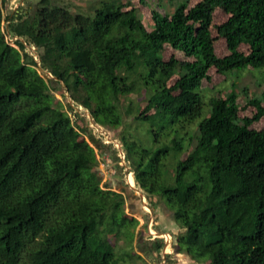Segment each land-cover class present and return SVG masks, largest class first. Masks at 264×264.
I'll list each match as a JSON object with an SVG mask.
<instances>
[{
	"label": "trees",
	"instance_id": "16d2710c",
	"mask_svg": "<svg viewBox=\"0 0 264 264\" xmlns=\"http://www.w3.org/2000/svg\"><path fill=\"white\" fill-rule=\"evenodd\" d=\"M7 1L0 0V264L141 260L138 221L126 215L122 193L101 186L98 152L110 147L70 119L53 84L95 125L120 131L137 187L180 229L174 253L192 264H264V128H251L264 117L262 100L252 98L255 114L241 118L234 91L206 102L201 90L211 68L225 77L261 70L264 86V0L191 8L184 0L171 16L151 11L149 28L131 1L100 0L85 14L39 0L9 15L3 30ZM217 10L228 18L215 26ZM7 35L17 37L13 46ZM219 39L229 53L222 58ZM167 48L192 61L165 60ZM133 95L146 105H134Z\"/></svg>",
	"mask_w": 264,
	"mask_h": 264
},
{
	"label": "rangeland",
	"instance_id": "374dc122",
	"mask_svg": "<svg viewBox=\"0 0 264 264\" xmlns=\"http://www.w3.org/2000/svg\"><path fill=\"white\" fill-rule=\"evenodd\" d=\"M39 0H8L2 6L3 22L2 28L5 30L6 18L14 13L17 9H28L30 6H34ZM56 1L60 6H66L70 10L81 13L92 12L97 6L100 0H53ZM124 3L131 1L133 7L138 11L141 22L148 27L151 11L156 10L162 15L171 16L175 6L183 2L184 0H144L145 3H141L139 0H122ZM188 7H193L200 0H186ZM228 16L222 11L217 10L214 13L213 25H220L227 20ZM215 35V30L213 32ZM6 40L10 45L13 46L14 38L6 36ZM215 54L217 57L222 58L228 55L224 40L219 39L215 42ZM239 51L247 53L248 49L246 46H240ZM27 52L31 54L37 62L38 53L34 48L29 47ZM175 56L180 61H192L187 59L183 54L174 52L170 48H167L164 53V59L168 60L170 56ZM261 70H253L248 68L243 71H233L228 76H221L216 72L214 68H211L208 72L210 77L209 81H203L201 90L202 94L207 102L210 97H225L231 91L237 94V104L240 108V117H252L255 114V109L252 106H248L247 103L252 98L261 99V104L264 106V98H261L263 92V83L260 75ZM41 75L47 76L52 80V77L47 73ZM56 100L60 101L61 105L64 106V111L68 114L73 122L79 123L85 128L93 138L100 144L109 146V150L105 153L98 152L99 165L97 171L99 176L102 178L101 186L103 188L110 189L117 193H122L125 201V213L128 216L133 217L138 221L136 229L137 238L133 244L134 253L141 257V260H136L133 264H192L190 259L181 254L174 253V248L170 247L173 240V236L177 235L180 229L177 228L176 224L172 220L171 213L167 210L161 202H156V206L151 208L150 201L146 198V195L137 187L136 183L134 188L138 189L139 192L134 191L128 184L129 177L133 178V174L130 172L129 167L126 165L125 160L122 158V149L120 142V131H103L96 130L93 124L92 118L87 110L82 107L76 106L71 102L69 94L65 91L62 84L59 86L53 84L50 85ZM53 88H56L54 91ZM134 105L141 107L146 105L145 97L143 95H133L130 98ZM73 106V107H72ZM71 108V109H70ZM75 113L79 115V118L75 116ZM252 129L261 130L264 128V117L257 123L251 126ZM85 140H88L87 135H84ZM118 158V159H117ZM103 160H108L110 169L107 170L102 168L104 165ZM129 172V173H128ZM143 194L144 204L140 200V195ZM154 199V198H153ZM158 235H154V234ZM161 237H158V236ZM170 236L169 240L167 237ZM157 239H163V247L161 251L156 250L155 241ZM166 239V241H165ZM171 241V242H170ZM168 256V258H167Z\"/></svg>",
	"mask_w": 264,
	"mask_h": 264
},
{
	"label": "built area",
	"instance_id": "2783aa9c",
	"mask_svg": "<svg viewBox=\"0 0 264 264\" xmlns=\"http://www.w3.org/2000/svg\"><path fill=\"white\" fill-rule=\"evenodd\" d=\"M99 128V129H98ZM95 129L97 130H100V131H103V129L102 128H100V127H98V126H95ZM97 130V131H98ZM121 154H122V158L124 159V155H123V153L121 152ZM103 163H104V165H102V168H105V169H107V170H109L110 169V166L111 165H109V161L108 160H103Z\"/></svg>",
	"mask_w": 264,
	"mask_h": 264
},
{
	"label": "water",
	"instance_id": "95a60500",
	"mask_svg": "<svg viewBox=\"0 0 264 264\" xmlns=\"http://www.w3.org/2000/svg\"><path fill=\"white\" fill-rule=\"evenodd\" d=\"M17 39V38H16ZM36 62H37V60H36ZM37 63H39V62H37ZM52 77V76H51ZM54 80H56V79H54ZM71 100V99H70ZM71 102H72V100H71ZM131 189H133L134 191H136V192H139V190L138 189H136V188H133V187H130ZM139 195H140V200H141V202H142V204H144V207H146V204H145V202H144V196H143V194H140V193H138ZM158 235V234H157Z\"/></svg>",
	"mask_w": 264,
	"mask_h": 264
},
{
	"label": "bare ground",
	"instance_id": "6f19581e",
	"mask_svg": "<svg viewBox=\"0 0 264 264\" xmlns=\"http://www.w3.org/2000/svg\"><path fill=\"white\" fill-rule=\"evenodd\" d=\"M127 182H128V184H129L130 187L135 186V181H134V179L132 177H129V179H128ZM159 237H161V236L159 235ZM167 238L170 240L169 236Z\"/></svg>",
	"mask_w": 264,
	"mask_h": 264
},
{
	"label": "clouds",
	"instance_id": "9594fccd",
	"mask_svg": "<svg viewBox=\"0 0 264 264\" xmlns=\"http://www.w3.org/2000/svg\"><path fill=\"white\" fill-rule=\"evenodd\" d=\"M11 38H14L15 40H17L16 38L17 37H11ZM14 43V42H13ZM51 76V75H50ZM94 124V123H93ZM95 125V124H94ZM96 126H98V125H96ZM98 127H100V126H98ZM101 128V127H100ZM122 149V148H121ZM122 153H123V151H122ZM123 155H124V153H123ZM124 160V159H123ZM129 173V172H128ZM155 236L157 235L156 233L154 234ZM159 237V236H158ZM170 237V236H169ZM161 240H163V239H161ZM171 240V239H170ZM165 241H166V239H165ZM171 242V241H170ZM170 247H172V242H171V246Z\"/></svg>",
	"mask_w": 264,
	"mask_h": 264
}]
</instances>
